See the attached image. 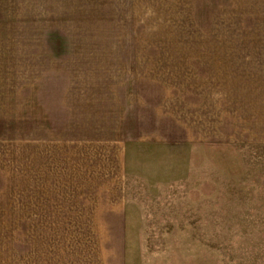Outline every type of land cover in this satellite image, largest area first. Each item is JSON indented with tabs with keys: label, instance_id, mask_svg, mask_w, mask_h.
Masks as SVG:
<instances>
[{
	"label": "rangeland",
	"instance_id": "374dc122",
	"mask_svg": "<svg viewBox=\"0 0 264 264\" xmlns=\"http://www.w3.org/2000/svg\"><path fill=\"white\" fill-rule=\"evenodd\" d=\"M251 28L225 0H0V264L86 260L114 214L126 264H264Z\"/></svg>",
	"mask_w": 264,
	"mask_h": 264
},
{
	"label": "crops",
	"instance_id": "0c3cea01",
	"mask_svg": "<svg viewBox=\"0 0 264 264\" xmlns=\"http://www.w3.org/2000/svg\"><path fill=\"white\" fill-rule=\"evenodd\" d=\"M223 2V1H222ZM225 4L228 6V13H230V9L232 11L244 15H249L252 23V34H251V42L250 44L257 46L258 44H264V0H225ZM224 12V9L221 8V13ZM237 61H241V63L233 64L234 69H251V68H259V64L253 63H245V60L240 59L239 56L228 53L227 60L230 58H234ZM251 61V60H250ZM231 66L229 63L223 66V72L229 74ZM240 88V87H239ZM243 92V87L240 88ZM112 218L105 219L106 221H110V224H105V230H108L113 235L114 243L105 247L97 246L95 250V254L92 257H88V259L81 256H84L82 250H80V254L78 258L74 252V246H67L69 249L65 256H59V251L57 249L56 253L49 256L50 264H126L127 255H126V247L124 246V237L127 235V222L126 218L123 214H114L111 215ZM109 225V226H108ZM49 229L51 227L49 226ZM81 249V248H80ZM97 252V253H96ZM37 251L35 252L36 260ZM42 260L44 261V253L42 255ZM80 259V263L76 262ZM38 262L36 261L35 264Z\"/></svg>",
	"mask_w": 264,
	"mask_h": 264
}]
</instances>
